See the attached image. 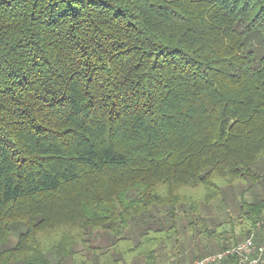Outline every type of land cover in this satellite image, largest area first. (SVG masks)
<instances>
[{"label":"trees","instance_id":"trees-1","mask_svg":"<svg viewBox=\"0 0 264 264\" xmlns=\"http://www.w3.org/2000/svg\"><path fill=\"white\" fill-rule=\"evenodd\" d=\"M227 189L249 237L264 0H0V264H183V232L223 252Z\"/></svg>","mask_w":264,"mask_h":264},{"label":"rangeland","instance_id":"rangeland-1","mask_svg":"<svg viewBox=\"0 0 264 264\" xmlns=\"http://www.w3.org/2000/svg\"><path fill=\"white\" fill-rule=\"evenodd\" d=\"M225 202L223 205L217 203H213L211 205V207H209V209L205 210L204 215H206L207 217L210 218V221H212V223H222V229L221 231H227V235L228 236H233V239H239V242H243L245 241L248 237L245 238H241L242 237V229L241 226L237 223L238 219H237V214L239 211V205L247 200V201H251L252 198L249 194L244 195V200L242 201V197L240 196V192L239 191H234L232 193V190L227 189L225 191ZM219 201V200H218ZM231 220V221H230ZM181 241L184 243V251H182V256L181 258H184L186 261V263L183 264H193L195 261L199 260V259H194L192 261V250H191V244L192 241L190 240L189 236L187 234H185L184 232L181 234ZM262 235H260V239H261ZM15 240V239H14ZM99 243L101 246H105L107 245V241H105V239L101 236ZM237 243L234 242V245H236ZM233 245V246H234ZM218 250H216L215 248H213V250L211 249V254L210 255H214L216 253H220V252H216ZM194 253V252H193ZM209 256V255H207ZM206 256V257H207ZM205 258V257H204ZM202 259V258H201ZM176 261V259H163V262L160 264H165V263H171L174 264ZM182 264V263H181Z\"/></svg>","mask_w":264,"mask_h":264},{"label":"built area","instance_id":"built-area-1","mask_svg":"<svg viewBox=\"0 0 264 264\" xmlns=\"http://www.w3.org/2000/svg\"><path fill=\"white\" fill-rule=\"evenodd\" d=\"M259 235L264 236V221L256 225L254 232L245 241L223 252L199 259L193 264H221L231 257L235 258L238 264H264V238L260 241Z\"/></svg>","mask_w":264,"mask_h":264}]
</instances>
